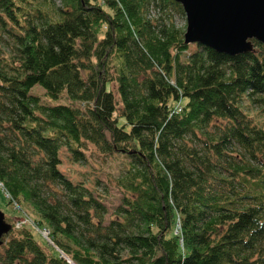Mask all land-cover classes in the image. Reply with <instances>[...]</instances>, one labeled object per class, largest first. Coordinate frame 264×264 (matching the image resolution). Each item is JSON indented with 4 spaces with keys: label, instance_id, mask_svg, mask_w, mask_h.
<instances>
[{
    "label": "trees",
    "instance_id": "obj_1",
    "mask_svg": "<svg viewBox=\"0 0 264 264\" xmlns=\"http://www.w3.org/2000/svg\"><path fill=\"white\" fill-rule=\"evenodd\" d=\"M175 14L0 0V183L49 238L13 223L0 264H264V44H187ZM89 144L123 157L112 209L58 168L61 147L82 163Z\"/></svg>",
    "mask_w": 264,
    "mask_h": 264
},
{
    "label": "water",
    "instance_id": "obj_2",
    "mask_svg": "<svg viewBox=\"0 0 264 264\" xmlns=\"http://www.w3.org/2000/svg\"><path fill=\"white\" fill-rule=\"evenodd\" d=\"M184 11L185 43H199L230 55L264 44V0H174ZM0 210V245L11 230Z\"/></svg>",
    "mask_w": 264,
    "mask_h": 264
},
{
    "label": "rangeland",
    "instance_id": "obj_3",
    "mask_svg": "<svg viewBox=\"0 0 264 264\" xmlns=\"http://www.w3.org/2000/svg\"><path fill=\"white\" fill-rule=\"evenodd\" d=\"M174 18L176 25L180 28L184 27L185 30V14L184 16L175 14ZM31 92L41 96L44 102H48L50 104L57 103V101L49 99L47 96H45L44 90L38 85H36L31 90ZM114 93L115 97L118 99L115 88ZM58 102L67 103L68 101L65 99V97H62L60 100H58ZM126 129L128 130V127H126ZM85 155L88 157L86 161H83L82 163L73 162L71 160L72 156L70 151L65 146H63L59 150L61 163L58 168L65 177L72 180L73 182H80L87 188L100 193L103 201L110 209H112L113 206L119 203L121 193L113 185L111 179L116 176L118 171H120L119 169L124 165L123 157L118 154L104 156L99 153L93 145L90 144L85 150ZM0 210H2L4 213V218L7 223L11 224V226L14 223L16 227L26 226L30 228V230H32L34 239L46 249L49 248L43 235V227L37 225L35 226L34 224V220L38 218L37 215L29 207H26V210L18 208L15 210L12 208V206L8 204L6 196L1 188ZM8 234L4 235L2 238L5 243L10 238ZM4 245H1L0 252H3Z\"/></svg>",
    "mask_w": 264,
    "mask_h": 264
},
{
    "label": "built area",
    "instance_id": "obj_4",
    "mask_svg": "<svg viewBox=\"0 0 264 264\" xmlns=\"http://www.w3.org/2000/svg\"><path fill=\"white\" fill-rule=\"evenodd\" d=\"M0 188L3 190V186H2V184L0 183ZM5 194V193H4ZM6 195V194H5ZM7 196V195H6ZM18 226V225H17ZM43 235H44V237L47 239V240H49V238H48V230L46 229V228H43Z\"/></svg>",
    "mask_w": 264,
    "mask_h": 264
},
{
    "label": "bare ground",
    "instance_id": "obj_5",
    "mask_svg": "<svg viewBox=\"0 0 264 264\" xmlns=\"http://www.w3.org/2000/svg\"><path fill=\"white\" fill-rule=\"evenodd\" d=\"M183 10V9H182ZM184 12V11H183Z\"/></svg>",
    "mask_w": 264,
    "mask_h": 264
}]
</instances>
